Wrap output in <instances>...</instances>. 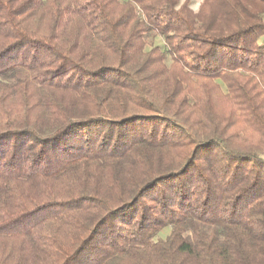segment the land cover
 I'll return each instance as SVG.
<instances>
[{"label":"trees","instance_id":"trees-1","mask_svg":"<svg viewBox=\"0 0 264 264\" xmlns=\"http://www.w3.org/2000/svg\"><path fill=\"white\" fill-rule=\"evenodd\" d=\"M189 5L0 0V264H264V0Z\"/></svg>","mask_w":264,"mask_h":264},{"label":"rangeland","instance_id":"rangeland-1","mask_svg":"<svg viewBox=\"0 0 264 264\" xmlns=\"http://www.w3.org/2000/svg\"><path fill=\"white\" fill-rule=\"evenodd\" d=\"M184 0H180V3H182ZM202 2V0H190V9L193 12H196L199 8L200 3ZM146 42H147V48H151L153 46H157L159 47L161 50L165 49L163 40L158 37V36H147L146 38ZM259 43H264V38L259 39ZM169 62V59H167V63ZM169 230L166 229L164 230L158 237L159 239H163L167 234H168Z\"/></svg>","mask_w":264,"mask_h":264}]
</instances>
